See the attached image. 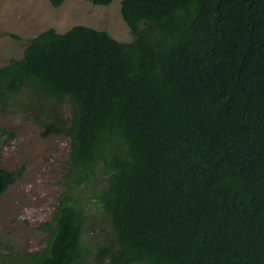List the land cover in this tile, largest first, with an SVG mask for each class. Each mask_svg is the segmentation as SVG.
<instances>
[{"label":"trees","instance_id":"trees-1","mask_svg":"<svg viewBox=\"0 0 264 264\" xmlns=\"http://www.w3.org/2000/svg\"><path fill=\"white\" fill-rule=\"evenodd\" d=\"M119 3L131 41L80 24L40 32L0 66V108L24 91L54 101L42 135L69 138L65 177L103 167L94 201L113 249L97 260L264 264V0ZM13 179L0 168V195ZM72 200L58 197L30 264L84 260Z\"/></svg>","mask_w":264,"mask_h":264},{"label":"rangeland","instance_id":"rangeland-1","mask_svg":"<svg viewBox=\"0 0 264 264\" xmlns=\"http://www.w3.org/2000/svg\"><path fill=\"white\" fill-rule=\"evenodd\" d=\"M79 24L105 30L122 42L132 39L119 0L107 6L64 0L57 8L49 0H0V66L22 57L26 41L40 32L49 28L63 32ZM54 103L24 91L11 99L9 106L0 108V130L4 131L0 168L14 177L0 195V264H30L35 259L49 237L44 224L64 191L72 195L74 206L84 217L81 264H106L97 260V253L103 247L113 249L110 221L94 201L95 192L106 184L103 167L96 165L80 184L68 180L69 138L61 133L42 135L43 123L55 119L50 109ZM57 116L70 117L66 103Z\"/></svg>","mask_w":264,"mask_h":264}]
</instances>
